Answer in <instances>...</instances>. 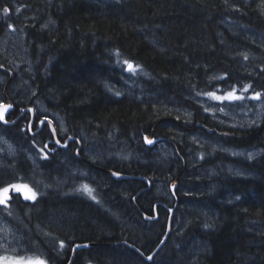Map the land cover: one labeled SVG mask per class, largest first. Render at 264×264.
<instances>
[{
	"label": "trees",
	"instance_id": "1",
	"mask_svg": "<svg viewBox=\"0 0 264 264\" xmlns=\"http://www.w3.org/2000/svg\"><path fill=\"white\" fill-rule=\"evenodd\" d=\"M4 7L11 11L4 13ZM0 11V38L14 29L24 34L27 48V68L21 72L0 51V65L14 72L11 76L0 69V96L15 106L6 120L22 115L13 125L0 121L2 133L19 147L16 155L0 157V187L27 182L43 196L30 208L19 196H13L7 209L0 205V215L18 227L24 246L19 255L68 264L76 243L95 242L78 251L71 264L81 258L105 264H158V259L170 264H264L263 124L225 127L237 147L263 149L259 157L211 155L203 147L208 134L203 127L219 124L200 102L207 98L203 93L235 87L264 91V0H0ZM124 61L138 65V74L129 73ZM36 106L65 119L64 132L77 138L72 148L43 158L39 149L45 136H32V113L23 114ZM50 130L46 127L42 134L51 135ZM144 136L164 141L166 156L152 154ZM64 139L59 140L64 144ZM83 140L93 143L88 152L92 163L105 169L104 181L97 178L98 193L109 199L104 200L109 213L66 196L56 181L54 173L64 172L66 163L76 171L87 169L77 164L75 154ZM38 158L40 166H33ZM208 167L220 168L218 175H198L199 168ZM231 167L244 174L231 172ZM108 169L129 178L118 180ZM175 180L176 198L171 192ZM154 181L168 187L177 213L165 244L148 261L170 217L161 212L155 225L144 216L153 217L159 205L165 206L155 204L151 214L154 199L167 201L153 195ZM133 200L140 201V211ZM52 214L67 215L53 219ZM184 216L188 223L176 235L177 221ZM196 239L206 246L200 255L191 254Z\"/></svg>",
	"mask_w": 264,
	"mask_h": 264
},
{
	"label": "rangeland",
	"instance_id": "2",
	"mask_svg": "<svg viewBox=\"0 0 264 264\" xmlns=\"http://www.w3.org/2000/svg\"><path fill=\"white\" fill-rule=\"evenodd\" d=\"M0 16H1V11H0ZM261 42L264 43L263 38H261ZM0 51L3 52V54L9 58V61L11 62L15 70L21 72L23 70V66L27 68V62H26L27 48L25 44V36L22 32L11 29L5 34V36L1 37L0 38ZM129 73L136 75L138 74V71L136 69L134 73L130 71ZM244 87L245 86L235 87L236 94L243 95L245 97L244 100L220 102V101L213 100L207 96L206 99H203L200 102L211 111L212 117L215 119L217 123H220L227 127H235V128H242V129L256 128L257 126L264 123V91L262 90L254 91V90H251V88L249 87L248 91L244 92L243 91ZM229 91H232V89H230ZM229 91H213V92H216L217 95H224L226 92H229ZM256 92L261 93V99L259 100L250 99V97L253 96ZM1 101L2 99L0 97V102ZM220 109H223V110H220ZM42 110L45 111L46 109L42 108ZM54 116L57 118L56 114ZM58 120L63 124L64 126L63 129H65V126H66L65 119L64 118L61 119V117H58ZM0 137L3 138V139H0V149H3V151H0V157L1 155H4V156L16 155V153L18 152V148H19L17 143L13 140L10 141L9 138L8 139L4 138L3 135H0ZM4 141H7V143H5ZM219 142H220V139H216L215 137H209V141L206 140V144H204L203 147L208 146V148H210L211 150L210 151L211 155H214L218 149H223L229 155H232L235 157H242L246 159H254L256 157H259L263 153V149H258V148L257 149H252V148L230 149L224 146L223 143H219ZM226 143L229 146H233V143L230 142V140L229 141L226 140ZM9 145L11 146V148H9ZM161 148H162L161 150L162 157L164 158L166 156L168 147L162 144ZM9 152H11L12 154L9 155ZM28 154H31L33 159H36L35 152H32V153L28 152ZM249 154H251V156ZM1 159H3V157H1ZM40 159L41 158H38L36 160L37 162L36 161L34 162L38 164ZM198 160H200V158H198ZM38 166L40 165L38 164ZM71 168L72 166L66 163L64 167V172L61 171V173L58 174V176L56 173H54V175H56L55 177L58 178L56 181L61 182L59 185H61L62 182H65L66 179L68 180L71 179L76 183L75 181L76 179L74 177L75 176L80 177L78 175L81 173H76V169H71ZM208 168H209L208 170L205 168L204 169L199 168L197 171L198 175L213 177V176L218 175V170L220 171V168L218 169L212 168V167H208ZM229 170L236 174H240V175L244 174V171L240 168L231 167ZM59 177L62 179H60ZM79 185L81 186L87 185L88 187L91 186L93 189L95 188L92 185V183L88 180H80ZM30 187L34 191L36 192L38 191V188L31 186V185ZM166 188L168 187H166L165 184L159 183L153 195L154 196L161 195L169 199L170 194L168 193V190ZM12 195L14 196V194ZM9 205H10V202H9ZM52 215H53L52 218L54 219V218H59L62 216L63 218H65V215L67 214H52ZM184 218L185 216L183 217V219H180L177 221V224L175 226L176 235H179L180 233H182L185 229L186 224L188 223L187 220H184ZM190 246L192 248L191 254L199 253L198 255H200L202 251L206 249V246L200 240H197V239L192 241ZM23 249H24V246H23L21 236L19 234L18 227L10 223L4 216L0 215V250H2V254H0V256H8L10 258L19 259L23 257L19 255ZM23 258H25V264H36L37 258H33V257L32 258L23 257ZM39 260H42V259H39ZM157 263L158 264H170L169 260L168 262H166L161 259H158ZM0 264H2V262H0Z\"/></svg>",
	"mask_w": 264,
	"mask_h": 264
},
{
	"label": "flooded vegetation",
	"instance_id": "3",
	"mask_svg": "<svg viewBox=\"0 0 264 264\" xmlns=\"http://www.w3.org/2000/svg\"><path fill=\"white\" fill-rule=\"evenodd\" d=\"M1 97V96H0ZM2 101L1 103L5 102V100L3 101V98L1 97ZM29 113V112H28ZM29 115L31 116V113H29ZM45 117H47V120L50 121L54 127L56 128V131H57V134L59 136L58 139H60L61 137L62 138H65V143L66 141L74 136L73 134H70L68 133V131L64 132V129H63V124L58 120V118H55L54 117V114H52L51 112H49V109L46 108L45 111L43 112H39L38 109H37V106H36V109L34 108V119H37V125L34 127H32V130L30 131V133H32L31 135L32 136H37V135H40V136H45V141L43 142L44 144H48L49 148L46 149V151L48 152V154H55L56 152H59L61 149H69V148H72L73 145V141L71 143V147H57L58 145L55 143V136L53 135H44L42 134L43 132V129L44 128H49V130L52 128L51 124H48L47 121L45 123V125L43 127H41V125L39 124V121L41 120H44ZM31 122V121H30ZM34 123V122H33ZM219 126H213L214 124H207L205 127H203L206 132L209 134H206L204 135V140L203 142L206 144V140L209 141V137H215L216 139H220V142L219 143H223L224 146L230 148V149H234V148H239L241 149V147H237L236 142H232L233 143V146H229L227 143H226V140H230L228 137H231L230 133L228 131L225 130V127L227 126H224L220 123H218ZM30 125V124H29ZM217 127H219L220 129H218ZM263 127H264V124H263ZM235 128V127H234ZM29 129V128H28ZM63 129V130H62ZM37 133H33L35 131H37ZM63 132V135L61 134V132ZM0 135H3L4 138L8 139L10 137H8L7 135L5 134H2V131L0 130ZM61 135V137H60ZM208 135V136H207ZM67 137V138H66ZM151 138H154V136H151ZM13 141H15L14 139H11ZM144 144L146 146H148L150 149H151V153L152 154H162V148H161V145H165L166 146V143L164 141H161L159 143H156L155 145L153 146H149L146 144L145 142V136H144ZM16 142V141H15ZM231 142V140H230ZM17 143V142H16ZM18 144V143H17ZM93 143H88L87 140H83V141H80L77 143L78 145V148L76 149L75 151V154H76V157H77V164H86L87 165V169H77L76 173H81L79 174L78 176L80 177H77L75 176L74 178L76 179V183L73 181V180H68L66 179L65 182H62V185L61 187L66 191V196L69 195V196H73V197H76V198H79V199H82V200H85L87 202H90L92 204H95V205H98L100 206L104 211L106 212H110L109 208L107 207L105 201L108 203L109 202V199H103V196L100 195L98 192V186L99 185V181L97 178H100L102 177L103 178V174H105V169L103 166H95L93 163H92V160L89 158L88 156V152L90 150V147ZM89 146V147H87ZM22 149H25L26 151L32 153L33 150L28 148L27 146H24L22 145L21 147ZM89 148V149H88ZM50 149V151H49ZM222 153V154H225V151L223 149H218L214 155H216L217 153ZM231 157H235V156H232V155H229ZM109 159V157H108ZM103 165H106V164H103ZM89 166H92L95 168V170H97L98 172H93ZM110 175L111 174V169H108L106 170ZM94 174V175H93ZM113 176V175H112ZM116 179L120 180L122 179L121 177H115ZM80 180H88L92 183V185L95 187L94 189L89 186L88 188H90L92 190L91 192V195H89V193L87 191L84 190V187L79 185V181ZM103 181H104V178H103ZM22 184H28L27 182H20ZM154 186L150 189L152 190L153 188L157 187V185L159 184L158 181H154ZM30 186V184H28ZM147 185L145 183L142 184V185H139V186H136V189L140 190V189H143L145 188ZM71 191V192H69ZM38 195H37V199L35 201H26L23 199L22 196L20 195H17V194H14V196H19L20 200L24 203V204H27L28 203V206L26 208H30V205H33L34 203L38 202L41 198H43V196L39 193V190L37 191ZM72 193V194H71ZM92 196H95V199H92ZM46 197V196H45ZM106 197V196H105ZM134 197V196H133ZM167 199V198H166ZM105 200V201H104ZM174 200V199H173ZM134 202V205H135V208H137V210H139L137 204L140 205V201L137 200V203L133 200ZM159 202H163L165 203V206H162V205H159L158 206V214H160L161 212H166L167 214L170 215V209L171 207H174V202L171 201L170 199H167V201H164V200H160V199H154L152 204H151V211L152 213L151 214H155V209H156V206L155 204L159 203ZM23 204V205H24ZM79 205V208L80 210H82V208H84V206H81L80 204ZM177 209V208H176ZM140 211V210H139ZM138 211V212H139ZM177 211V210H176ZM175 211V214L177 213ZM136 212H133V214H135ZM118 214H131V212L129 213L128 211H120L118 212ZM169 218V217H168ZM168 218H167V221H168ZM167 221H165V223H163L165 226L167 225ZM152 224H155L157 225L159 223V219L158 220H155V221H151ZM78 264H105V263H102V262H99V261H91L90 259H86V258H81L78 262Z\"/></svg>",
	"mask_w": 264,
	"mask_h": 264
},
{
	"label": "snow or ice",
	"instance_id": "4",
	"mask_svg": "<svg viewBox=\"0 0 264 264\" xmlns=\"http://www.w3.org/2000/svg\"><path fill=\"white\" fill-rule=\"evenodd\" d=\"M10 11H11V9L8 7L3 8L4 13H9ZM17 11H19V9H17ZM9 27L11 28L13 26L9 25ZM245 59H247V56H245ZM124 63L127 65L128 71L133 72V73L139 67L138 65H133L129 61H124ZM249 87H251V86L250 85L245 86L243 91L247 92ZM203 94L207 95L209 98H211L213 100L220 101V102L238 101V100H244L245 99V97L243 95H237L236 94L235 88H233L232 91L226 92L224 95H217L216 92H207V93H203ZM117 95H119V93H117ZM250 99H254V100L261 99V93L256 92L253 96L250 97ZM11 107H12V105H10V104L9 105L0 104V120L4 121L5 123H8V121H6L4 119V114ZM220 110H223V109H220ZM205 111H207V109H205ZM46 121H47V117H45L44 120L39 121V124L41 125V127H43L45 125ZM47 123L51 124L50 121H47ZM31 130H32V125L30 124L29 125V131H31ZM50 131H51V135H53V136L56 135V129L55 128H51ZM0 139H3V138L0 137ZM145 141L148 144L153 143V141L148 139L147 137H145ZM4 142L7 143V141H4ZM55 143L59 145L60 140L56 139ZM9 148H11L10 145H9ZM48 148H49L48 144H44V146L39 149L40 153L43 154L44 159H47L48 152L45 151V149H48ZM0 151H3V149H0ZM49 151H50V149H49ZM11 154L12 153L9 152V155H11ZM249 155L251 156V154H249ZM113 175L119 176V173H113ZM83 187H84V190L87 191L89 193V195H91L92 190L90 188H88L87 185H85ZM12 194L20 195L26 201H35L37 199V195H38V193L36 191H34L28 184L7 183L6 186L0 187V205L4 206L5 209L8 208L9 202L13 199ZM92 199H95V196H92ZM238 199H239V197H238ZM10 214L11 213H9V215ZM64 247H65L64 241H60V248L63 249ZM77 247H79V246H77ZM146 259L148 261H152L153 256H148ZM0 262H2V264H25V258L21 257L19 259H16V258H10L8 256H0ZM36 264H46V261L39 260V258H37Z\"/></svg>",
	"mask_w": 264,
	"mask_h": 264
},
{
	"label": "bare ground",
	"instance_id": "5",
	"mask_svg": "<svg viewBox=\"0 0 264 264\" xmlns=\"http://www.w3.org/2000/svg\"><path fill=\"white\" fill-rule=\"evenodd\" d=\"M133 64V63H132ZM0 67H5V66H3V65H0ZM7 70H9L7 67H5ZM1 70H3V71H7V70H4V69H2V68H0ZM13 72V71H12ZM10 74H11V76H13L14 75V72H13V74L10 72ZM0 104H5V105H12V107L9 109V111H8V113H7V115L4 117V119L6 120L7 119V117H8V115H9V113H10V111L11 110H13L14 109V104L12 103V101H8V102H3V103H1L0 102ZM31 110V111H30ZM26 112H31L32 113V120H31V122H30V124L32 125V127H33V122H34V108L33 107H29V108H27V109H24L23 110V114L24 113H26ZM22 116V115H21ZM21 116H19L18 117V119H16L15 121H8V123H5L4 121H2V120H0L2 123H4V124H7V125H13V124H15L18 120H19V118L21 117ZM55 117V116H54ZM56 118V117H55ZM7 121V120H6ZM48 121V120H47ZM264 124V123H263ZM262 125V124H261ZM260 125V126H261ZM51 126H52V128H55L54 127V125L51 123ZM258 127V126H257ZM234 128V127H233ZM56 129V128H55ZM38 132V130L37 131H35V132H33V133H37ZM55 137H56V139H58V135H57V131H56V135H55ZM145 137H147L148 139H150V140H152V141H155V144L156 143H159L160 141H161V139L160 138H151L150 136H145ZM77 138L76 137H74V136H72V137H70L67 141H66V143H61L60 142V144L58 145V147H66V146H68L69 144H70V142H72L73 140H76ZM146 142V141H145ZM146 144L147 145H149V146H153V145H155L154 143H152L153 145H150V144H148L147 142H146ZM237 149H239V148H237ZM26 153H28V151H26ZM231 157V156H230ZM231 158H238V157H231ZM240 158H242V157H240ZM113 159V158H112ZM248 160H252V159H248ZM1 161V160H0ZM34 166H38L37 164H34ZM112 172V171H111ZM115 172V171H114ZM116 173H118V172H116ZM124 176H128V175H124V174H121V173H119V176H114V177H123V178H129V176L128 177H124ZM139 177V176H138ZM130 178H136L135 176H130ZM174 182V181H173ZM173 182H171V185H172V183ZM171 192H172V195H174V197L176 198L177 197V195H176V190H175V192H173L172 191V186H171ZM177 201V200H176ZM178 202V201H177ZM175 208H176V205H175V207H174V211H175ZM172 209V208H171ZM170 214H171V211H170ZM144 216H145V214H144ZM154 217H156V219L158 218V213L156 212V214H155V216H153V218ZM145 218H146V216H145ZM147 219V218H146ZM156 219H153V220H156ZM148 220H151V219H148ZM168 222H169V220H168ZM167 227H168V224H167ZM171 231H172V228H171ZM170 231V232H171ZM166 234H168V228H167V232H166ZM166 234H165V236H166ZM170 234V233H169ZM168 234V235H169ZM164 236V237H165ZM76 244H78V243H76ZM75 244V245H76ZM161 244V243H160ZM160 244H159V246L157 247V250H159L162 246H160ZM74 245V246H75ZM74 246H73V248H74ZM73 248H72V252H73ZM138 250V249H137ZM23 251V250H22ZM72 257V256H71ZM70 260H71V258H70ZM47 263V262H46ZM70 262H68V264H69Z\"/></svg>",
	"mask_w": 264,
	"mask_h": 264
},
{
	"label": "water",
	"instance_id": "6",
	"mask_svg": "<svg viewBox=\"0 0 264 264\" xmlns=\"http://www.w3.org/2000/svg\"><path fill=\"white\" fill-rule=\"evenodd\" d=\"M0 68H2V69H4V70H7L5 67H0ZM9 71H10V70H9ZM10 72L13 74L12 71H10ZM9 109H10V108H9ZM9 109L5 112L4 117L7 115ZM153 143L155 144V141H153ZM150 145H153V144H150ZM113 173H116V172L112 171L111 174L113 175ZM113 176H116V175H113ZM124 177H128V176H124ZM171 186H172V191L175 192V190L177 189V186H178V181L175 180V181L172 183ZM170 211H171V214H170V217H169V222H168V227H167V228H168V234L170 233L171 228H172V225H173L174 208L170 209ZM145 216H146L147 219H151V220L156 219V217L153 218V217H151V216H149V215H147V214H145ZM168 234H166V236L162 239L160 246H162L163 244H165L166 240L168 239ZM126 243H127V242H126ZM96 244H97V243H95V242H87V243H78V244H76V245L74 246V248H73L72 257H71V260L69 261V262H70L69 264H71V263L73 262V260L75 259L76 254H77L78 251H80V250H82V249H87V248L93 247V246H95ZM127 244H128L132 249H138L134 244H130V243H127ZM77 246H79V247H77ZM157 251H158V250H157V248H156V250H155L150 256H153V257H154V256L156 255Z\"/></svg>",
	"mask_w": 264,
	"mask_h": 264
}]
</instances>
